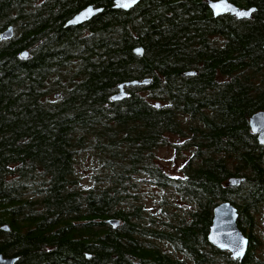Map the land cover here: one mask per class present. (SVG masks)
I'll use <instances>...</instances> for the list:
<instances>
[{
    "label": "trees",
    "instance_id": "obj_1",
    "mask_svg": "<svg viewBox=\"0 0 264 264\" xmlns=\"http://www.w3.org/2000/svg\"><path fill=\"white\" fill-rule=\"evenodd\" d=\"M229 1L255 11L216 16L208 0L129 10L115 0H0V34L14 28L0 39V254L14 264H264V145L249 122L264 111V0ZM88 6L102 11L68 25ZM145 78L112 100L120 84ZM167 135L185 138L182 176L157 162ZM85 148L101 162L90 187L75 172ZM139 176L192 210L151 215ZM230 177L245 180L229 186ZM225 201L250 240L243 259L208 240Z\"/></svg>",
    "mask_w": 264,
    "mask_h": 264
},
{
    "label": "water",
    "instance_id": "obj_2",
    "mask_svg": "<svg viewBox=\"0 0 264 264\" xmlns=\"http://www.w3.org/2000/svg\"><path fill=\"white\" fill-rule=\"evenodd\" d=\"M143 0H115V7L123 10H129L136 6ZM208 4L213 13L218 16L226 13L235 15L237 18H250L255 11L254 7L241 8L229 0H208ZM101 8H94L88 6L78 12L74 17L68 21V25L82 24L97 13L101 12ZM14 35V28L10 26L7 30L0 34L1 40L11 39ZM136 53L142 55L143 49L141 47L135 49ZM28 52H24L23 56L27 57ZM187 75L197 74V71H190ZM152 82L151 79L145 78L119 85L120 91L112 96V100H123L128 96L125 91V86L130 85H148ZM58 96V95H57ZM159 105V103H158ZM250 127L253 133L258 135V141L264 145V111H259L250 117ZM245 179L238 177H230L227 184L229 186H239ZM239 211L238 208L230 201L219 203L213 209V219L208 234V240L217 248L229 251L234 259H243L249 248V237L241 230L238 224ZM109 222L114 226H118L120 221L117 219H110ZM16 258L6 257L0 254V264H14Z\"/></svg>",
    "mask_w": 264,
    "mask_h": 264
},
{
    "label": "rangeland",
    "instance_id": "obj_3",
    "mask_svg": "<svg viewBox=\"0 0 264 264\" xmlns=\"http://www.w3.org/2000/svg\"><path fill=\"white\" fill-rule=\"evenodd\" d=\"M55 95L56 93H53L52 97ZM167 138L170 143L155 150L157 162L167 174L177 177L182 176L184 165L190 157V152L181 148L185 138L178 135H167ZM75 163L76 179L78 183L86 187L92 186L97 181L95 177L102 173L100 159L93 149L78 150ZM137 180L139 183V196L142 197V203L146 211L151 215L161 217L164 213L163 209L168 213L178 212L184 208L192 210L190 204L176 194L173 189L155 185L148 176H139ZM164 196H166V199ZM161 202L164 203L161 204ZM257 237L260 240L256 253L264 258L263 235H257Z\"/></svg>",
    "mask_w": 264,
    "mask_h": 264
}]
</instances>
